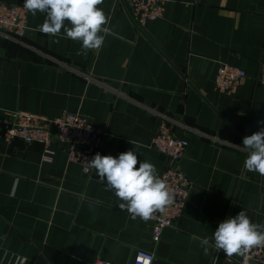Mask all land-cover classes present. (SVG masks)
<instances>
[{
	"label": "crops",
	"instance_id": "obj_1",
	"mask_svg": "<svg viewBox=\"0 0 264 264\" xmlns=\"http://www.w3.org/2000/svg\"><path fill=\"white\" fill-rule=\"evenodd\" d=\"M98 7L113 34L86 56L63 29L60 37L36 30L44 13L28 11L21 38L0 31V264H91L98 257L131 264L139 249L155 254L153 264H225L228 256L211 245L205 251L199 238H211L241 210L264 224V176L246 169L242 146L264 127L257 81L264 0H167L163 16L142 27L127 0ZM225 63L247 74L230 95L215 87ZM10 110L86 115L105 130L101 155L133 150L158 173L165 157L150 144L166 119L189 140L180 160L192 183L182 215L155 242L152 221L121 210L94 169L85 173L68 160L64 144L46 152L40 142H7L2 126ZM231 257L239 264L240 255Z\"/></svg>",
	"mask_w": 264,
	"mask_h": 264
},
{
	"label": "built area",
	"instance_id": "obj_2",
	"mask_svg": "<svg viewBox=\"0 0 264 264\" xmlns=\"http://www.w3.org/2000/svg\"><path fill=\"white\" fill-rule=\"evenodd\" d=\"M167 0H127L133 22L142 27L150 21L163 16ZM20 3L0 1V31L17 38L25 35L28 10ZM246 71L238 66L220 64L216 77V89L226 95L235 92L246 78ZM257 81L264 87V62L260 64ZM2 126L3 138L11 142L16 138L26 144L40 142L46 152L51 150L54 142L64 144L63 150L68 160L81 165L85 173L92 171L88 162L99 153L105 130L96 125L91 118L80 113L65 110L54 118L43 114L14 110L5 111ZM155 150L165 157V167L159 173L167 185L174 192V202L166 206L164 211L155 212L149 219L153 223L152 238L158 242L163 230L172 226L182 215L187 204L191 180L180 166L189 140L173 134L170 123L163 119L158 132L151 144ZM155 254L152 251L139 249L136 251L131 264H153ZM232 257L226 258L225 264H232ZM239 264H264V248H253L238 260ZM91 264H115L114 262L98 257Z\"/></svg>",
	"mask_w": 264,
	"mask_h": 264
},
{
	"label": "clouds",
	"instance_id": "obj_3",
	"mask_svg": "<svg viewBox=\"0 0 264 264\" xmlns=\"http://www.w3.org/2000/svg\"><path fill=\"white\" fill-rule=\"evenodd\" d=\"M104 0H24L23 6L33 16L37 12L46 14L36 30L50 37H60L81 42L78 55H87L90 50H99L108 35L113 34L109 26L111 18L99 5ZM65 22L71 25L66 27ZM59 43V39L53 41ZM264 124V121H258ZM247 152L244 161L250 172L264 176V127L242 141ZM138 165V167H137ZM105 185V191H114L118 207L127 211L133 219L145 221L157 211H164L174 202V192L159 175L156 166L141 162L133 150L122 152L118 157L96 153L88 162ZM200 244L205 251L208 246L222 250L226 256H243L253 248H264V224L252 222L244 210L234 217L221 221L211 238L205 236Z\"/></svg>",
	"mask_w": 264,
	"mask_h": 264
}]
</instances>
